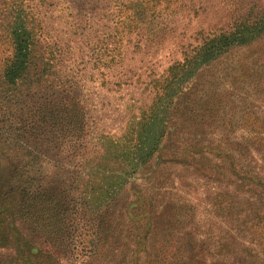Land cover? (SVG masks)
I'll return each mask as SVG.
<instances>
[{"label": "trees", "instance_id": "obj_1", "mask_svg": "<svg viewBox=\"0 0 264 264\" xmlns=\"http://www.w3.org/2000/svg\"><path fill=\"white\" fill-rule=\"evenodd\" d=\"M12 43L11 58L0 71V249L14 252H0V264H264L262 209L257 208H262L264 185L257 177L226 161L240 183L237 188H247L245 193L257 198L228 210L245 213L237 230L249 234L259 250L209 239L210 253L203 239L185 238L183 227L193 208L167 191L160 193L155 170L140 173L167 132L176 145H170L166 159L181 158L201 169L209 156L230 159L221 150L229 115L241 111L244 98L250 105L261 87L264 91V10L256 20L205 36L191 48L169 68L148 111L120 138H102V153H90L82 108L65 94L55 101L44 99L23 117L25 95L19 83L31 59L28 32L15 27ZM245 50L242 58L235 55ZM197 118L221 123L219 144L183 137L184 122ZM253 118L247 121L259 133L262 122ZM38 136L42 141L29 145ZM15 149L24 153L21 161L3 164ZM198 250L206 251V260Z\"/></svg>", "mask_w": 264, "mask_h": 264}, {"label": "rangeland", "instance_id": "obj_2", "mask_svg": "<svg viewBox=\"0 0 264 264\" xmlns=\"http://www.w3.org/2000/svg\"><path fill=\"white\" fill-rule=\"evenodd\" d=\"M263 10L264 0H0V71L12 55V31L20 26L30 36L31 51L28 72L19 83L25 95L22 108L19 106L23 117L32 107H41L44 99L55 101L59 93L65 94L82 108L90 153H102V138H120L148 111L169 68L182 62L191 48L205 36L256 20ZM246 51L235 55L242 58ZM249 103L246 106L244 98L241 111L229 115L228 139L221 149L229 160L221 154L220 158L209 156L211 161H204L205 169H201L181 158L166 159L170 145H176L167 132L157 154L140 171L155 170L161 183L155 185L156 189L183 199L193 208L192 218L183 227L185 238L203 239L210 253L213 248L209 239L227 240L235 249L259 250L250 243L249 234L237 230L245 213L228 210V206L239 208L244 199L257 198L245 193L247 188H237L240 183L230 174L226 161L236 163V169L248 171L264 185L262 87ZM251 117L262 122L259 133L251 131L247 121ZM36 123L37 127L41 125ZM183 126V137L189 141L201 137L204 144L221 141L220 122L202 123L197 118ZM41 141L38 136L28 143ZM23 154L15 149L3 157V164L15 165ZM140 183L142 180L137 179ZM260 201L262 208H257L262 209L264 227V198ZM0 252L14 251L4 248ZM197 254L203 260L208 257L206 251L198 250ZM233 258L234 254L229 257Z\"/></svg>", "mask_w": 264, "mask_h": 264}]
</instances>
